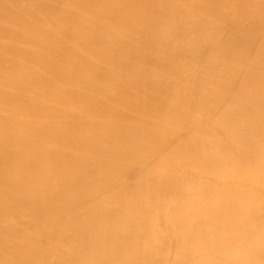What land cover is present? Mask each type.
I'll return each instance as SVG.
<instances>
[{
	"label": "bare ground",
	"instance_id": "obj_1",
	"mask_svg": "<svg viewBox=\"0 0 264 264\" xmlns=\"http://www.w3.org/2000/svg\"><path fill=\"white\" fill-rule=\"evenodd\" d=\"M0 264H264V0H0Z\"/></svg>",
	"mask_w": 264,
	"mask_h": 264
}]
</instances>
